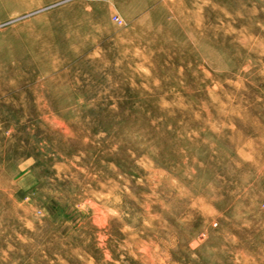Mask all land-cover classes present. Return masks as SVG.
Masks as SVG:
<instances>
[{
  "label": "rangeland",
  "instance_id": "374dc122",
  "mask_svg": "<svg viewBox=\"0 0 264 264\" xmlns=\"http://www.w3.org/2000/svg\"><path fill=\"white\" fill-rule=\"evenodd\" d=\"M0 264H264V0H0Z\"/></svg>",
  "mask_w": 264,
  "mask_h": 264
},
{
  "label": "built area",
  "instance_id": "2783aa9c",
  "mask_svg": "<svg viewBox=\"0 0 264 264\" xmlns=\"http://www.w3.org/2000/svg\"><path fill=\"white\" fill-rule=\"evenodd\" d=\"M116 21H117L118 23H122V20H120L119 18H117Z\"/></svg>",
  "mask_w": 264,
  "mask_h": 264
}]
</instances>
